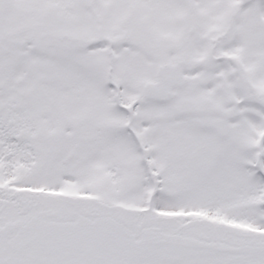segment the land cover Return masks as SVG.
I'll return each mask as SVG.
<instances>
[{
    "label": "snow or ice",
    "instance_id": "obj_1",
    "mask_svg": "<svg viewBox=\"0 0 264 264\" xmlns=\"http://www.w3.org/2000/svg\"><path fill=\"white\" fill-rule=\"evenodd\" d=\"M0 264H264V0H0Z\"/></svg>",
    "mask_w": 264,
    "mask_h": 264
}]
</instances>
